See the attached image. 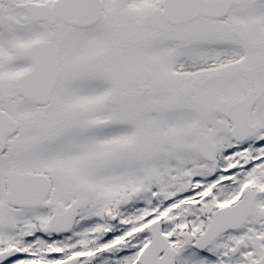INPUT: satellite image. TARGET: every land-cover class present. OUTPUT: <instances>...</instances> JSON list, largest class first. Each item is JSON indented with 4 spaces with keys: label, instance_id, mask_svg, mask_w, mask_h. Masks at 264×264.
I'll list each match as a JSON object with an SVG mask.
<instances>
[{
    "label": "snow or ice",
    "instance_id": "snow-or-ice-1",
    "mask_svg": "<svg viewBox=\"0 0 264 264\" xmlns=\"http://www.w3.org/2000/svg\"><path fill=\"white\" fill-rule=\"evenodd\" d=\"M0 264H264V0H0Z\"/></svg>",
    "mask_w": 264,
    "mask_h": 264
}]
</instances>
